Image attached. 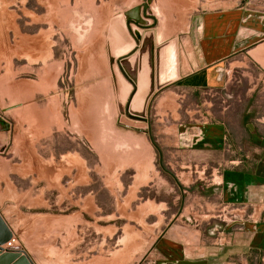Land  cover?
I'll return each instance as SVG.
<instances>
[{"label": "crops", "instance_id": "0c3cea01", "mask_svg": "<svg viewBox=\"0 0 264 264\" xmlns=\"http://www.w3.org/2000/svg\"><path fill=\"white\" fill-rule=\"evenodd\" d=\"M213 1L222 5L202 11L196 0H109V37L102 42L108 55L93 56L94 69H77L62 130L92 153L99 172H111L109 178L131 172L130 180L109 183L113 193L124 195L106 220L100 215L103 205L95 201L90 219L65 220L66 226L90 224L93 232H61L60 238L105 240L111 234L101 232L102 224L116 231L122 223L134 234V226L144 232L136 236L144 242L142 251L131 248L126 254L131 263L140 253L146 264H264V115L244 125L256 155L251 167L245 163L251 153L230 138L223 124L191 117L197 98L225 89L233 74L264 82V0ZM117 28L119 40L113 38ZM66 94L61 90L55 111L65 107ZM166 152L180 168L182 156L210 159L216 154L236 167L175 172L165 162ZM68 154L86 160L78 149ZM59 158L69 157L62 153ZM166 172L191 194L189 204L167 223L164 201L147 197L135 202L144 188L159 192L158 181L164 183ZM94 257L83 264H99L101 256Z\"/></svg>", "mask_w": 264, "mask_h": 264}, {"label": "rangeland", "instance_id": "374dc122", "mask_svg": "<svg viewBox=\"0 0 264 264\" xmlns=\"http://www.w3.org/2000/svg\"><path fill=\"white\" fill-rule=\"evenodd\" d=\"M196 2L197 10L202 11L222 5L221 1ZM0 4V118L8 126L5 131L0 122V215L14 234L11 247L23 250L35 264H83L87 259L92 263L95 255L101 256L99 264H146L140 253L133 255L132 263L126 256L131 248L142 251L144 242L136 239L140 233L136 229L141 226L132 227L134 234L126 224H118L116 231L102 224L101 232L111 237L97 241H68L58 236L61 232H93L90 224L66 226L65 220L90 219L94 201L103 205L100 215L106 220L105 214L114 210L124 195V191L113 193L110 186L118 179L123 184L130 180L131 172L110 178L111 172H99L92 153L62 130L69 119L67 105L74 98L77 69H94L93 56L108 55L102 42L107 43L109 37L105 26L109 0H0ZM111 8L121 10L114 5ZM119 35L117 28L113 38L119 40ZM252 88L254 91L249 90ZM61 90L62 95L67 93L62 98L65 107L55 111ZM197 99L192 120L223 124L230 138L251 153L245 162L251 167L256 155L244 125L264 115V82L233 74L225 89ZM185 117L182 115L188 120ZM72 149H78L86 160L72 159L68 154ZM62 153L69 158H59ZM164 157L175 172H219L236 167L218 154L210 159L182 156V168L169 153ZM176 182V177L166 172L164 183L158 181L159 192L144 188L135 202H144L147 197L164 201L167 223L170 215L191 200L188 187L179 185V194ZM74 245L78 246L71 249Z\"/></svg>", "mask_w": 264, "mask_h": 264}, {"label": "water", "instance_id": "95a60500", "mask_svg": "<svg viewBox=\"0 0 264 264\" xmlns=\"http://www.w3.org/2000/svg\"><path fill=\"white\" fill-rule=\"evenodd\" d=\"M0 122L3 124L4 129H8L7 124L1 118ZM12 236V231L0 215V264H33L23 250L3 247L4 244L11 240Z\"/></svg>", "mask_w": 264, "mask_h": 264}, {"label": "built area", "instance_id": "2783aa9c", "mask_svg": "<svg viewBox=\"0 0 264 264\" xmlns=\"http://www.w3.org/2000/svg\"><path fill=\"white\" fill-rule=\"evenodd\" d=\"M13 242H14V237L12 236L11 240L5 244L6 247H7V248L11 247L12 244H13Z\"/></svg>", "mask_w": 264, "mask_h": 264}, {"label": "bare ground", "instance_id": "6f19581e", "mask_svg": "<svg viewBox=\"0 0 264 264\" xmlns=\"http://www.w3.org/2000/svg\"><path fill=\"white\" fill-rule=\"evenodd\" d=\"M0 5H1V4H0ZM4 22H5V21H4ZM5 248H7L6 245H5Z\"/></svg>", "mask_w": 264, "mask_h": 264}]
</instances>
